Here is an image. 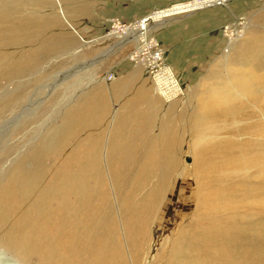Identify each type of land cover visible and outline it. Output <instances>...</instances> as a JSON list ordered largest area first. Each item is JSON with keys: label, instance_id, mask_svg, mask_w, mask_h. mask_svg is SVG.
Wrapping results in <instances>:
<instances>
[{"label": "rangeland", "instance_id": "obj_1", "mask_svg": "<svg viewBox=\"0 0 264 264\" xmlns=\"http://www.w3.org/2000/svg\"><path fill=\"white\" fill-rule=\"evenodd\" d=\"M204 1L0 0V264H264V0Z\"/></svg>", "mask_w": 264, "mask_h": 264}, {"label": "bare ground", "instance_id": "obj_2", "mask_svg": "<svg viewBox=\"0 0 264 264\" xmlns=\"http://www.w3.org/2000/svg\"><path fill=\"white\" fill-rule=\"evenodd\" d=\"M214 1H216V0H207V1H204V2H200V3H197V4H195V5H193L194 7L192 8L191 6H187L188 7V10L187 11H189V10H193L194 8L195 9H197V8H201V7H203V6H205V5H207V4H210V3H212V2H214ZM224 2V0H219L218 1V3L219 2ZM221 2V3H222ZM190 5V4H189ZM191 7V8H190ZM185 8V7H184ZM190 8V9H189ZM180 9V8H179ZM176 10H178V9H173V10H167V11H163L162 13H160V15H159V18L161 19L162 17H164L165 15H168V14H172V13H177L176 12ZM159 21V20H158ZM149 29H150V25H148V23H144L143 25H142V28H140V26L138 25V24H134V25H132L131 27L130 26H128V30L129 31H131L132 33H131V37H132V42H134V43H137V44H140L141 43V45H139V47L136 49V51H135V53H136V55H138V56H140L139 57V61H141L142 59H141V53L145 50V47L146 46H149L150 48H152L153 47V45L152 44H150V42H148V40H147V34H148V31H149ZM240 37V34H237V37L236 38H234V37H232L231 38V40H230V45H229V50H228V53H227V55H226V58L227 57H229V55L231 54V51L233 50V47H232V44H233V42H234V40L236 41L237 40V38H239ZM134 53V52H133ZM138 58V57H137ZM147 61V60H146ZM148 62V61H147ZM139 64V63H138ZM162 73V70L160 71V72H158V73H154V77H153V85H152V90L156 93V94H158L162 99H163V102L165 103V104H172L173 102H174V100H176L178 97H180V95H181V92H182V87H181V85H180V83L178 82V80H177V78H176V76L174 75V73H173V71H172V69L171 68H167V70H166V74H161ZM253 75H251L250 77H249V79L250 80H252L253 81V77H252ZM230 80V79H229ZM229 80L227 81V85L225 86V88H223L224 89V92H225V96H227V98H230V96H236V95H239V94H241L243 91L244 92H248L249 90H247L248 88L247 87H244V86H240V88H239V90H238V88H237V86L235 85V84H231V83H229ZM253 89V88H252ZM221 91V90H220ZM234 91H238V93L237 92H234ZM239 91L241 92V93H239ZM218 92H219V90H218ZM231 99V98H230ZM230 99H228V100H230ZM227 100V101H228ZM133 110V107L132 106H129L128 107V111H132ZM121 138H123V136H122V134L121 133H118L117 134V136L115 137V140H116V142H111L110 143V154H111V151L112 150H114V149H116V147H117V145L121 142ZM122 146H124V143L122 142V144H121ZM115 147V148H114ZM47 197V196H46ZM76 209V208H75ZM70 210V209H69ZM69 215V214H68ZM72 216V215H71ZM54 219V218H53ZM74 221V220H73ZM51 223V222H50ZM40 228V227H39ZM43 228H44V226H43ZM93 228H95V226L93 227ZM44 230L46 231V228H44ZM44 230L42 229V232H44ZM73 230V229H72ZM39 231V230H38ZM87 232V231H86ZM94 232L96 233V231L94 230ZM92 233V232H91ZM59 234H60V232H59ZM66 234H67V231H66ZM74 234V233H73ZM88 234H89V232H88ZM68 235H71V232H69V234ZM84 235H85V233H84ZM84 235H82L83 237H84ZM98 235V234H97ZM92 237V236H91ZM30 238V236H29V234H27L26 235V237H25V239L23 240V242H22V246L24 247V249L25 250H28V244H27V242H28V239ZM60 238H61V236H60ZM71 239V238H70ZM69 239V240H70ZM78 239V238H77ZM84 239H86V238H84ZM89 239V238H88ZM95 239H97L98 241L97 242H99L100 243V239H101V241H102V237H99V238H97V236H94L91 240L89 239V241H88V246H92V242L91 241H93V240H95ZM64 240V239H63ZM76 242V241H75ZM79 244H78V246H79V249L81 248L82 249V243L81 242H78ZM98 243V244H99ZM69 244V243H68ZM85 244V243H84ZM74 245V244H73ZM84 246V248L86 247V244L85 245H83ZM94 246V245H93ZM96 246H97V244H96ZM76 247V246H75ZM72 248H73V246H72ZM78 248V247H77ZM43 249V247L42 248H40L39 250H37V251H41ZM79 249H77V250H79ZM112 249V248H111ZM86 250V249H85ZM113 250V249H112ZM84 251V250H83ZM94 251V250H93ZM24 252V251H23ZM79 252V251H78ZM96 252H98V254H99V256H101V259H102V261L99 259V258H97V259H95L94 261H91V264H111L112 263V260H113V258L111 257V255L109 254V243H108V241L106 240V238H105V242L104 241H102V243L101 244H99V246H98V248H97V251ZM86 253V252H85ZM52 257H53V255H52ZM97 257V256H96ZM13 262H15L16 264H23V262H22V260L21 259H19V258H16L15 260H13Z\"/></svg>", "mask_w": 264, "mask_h": 264}]
</instances>
